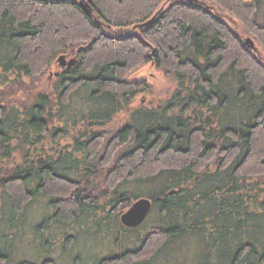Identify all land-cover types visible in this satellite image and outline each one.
<instances>
[{
    "label": "trees",
    "instance_id": "obj_1",
    "mask_svg": "<svg viewBox=\"0 0 264 264\" xmlns=\"http://www.w3.org/2000/svg\"><path fill=\"white\" fill-rule=\"evenodd\" d=\"M79 1L0 0V264H264V63L225 20L264 53V0ZM59 55L76 62L50 90L4 102ZM149 63L171 98L105 140ZM143 198V225L121 227ZM23 229L36 257L17 262ZM132 239L146 257L99 258Z\"/></svg>",
    "mask_w": 264,
    "mask_h": 264
},
{
    "label": "rangeland",
    "instance_id": "obj_2",
    "mask_svg": "<svg viewBox=\"0 0 264 264\" xmlns=\"http://www.w3.org/2000/svg\"><path fill=\"white\" fill-rule=\"evenodd\" d=\"M166 1L167 3H169V2H172L173 0H166ZM246 1H250V0H246ZM225 20L232 26L234 25L238 27V29L235 28V30L238 33V35L242 37L244 45H245L246 39H251L250 36L244 35L241 32L239 26L235 25L231 20H229V18H227V16H225ZM109 32H111V34L120 35L121 30H113V31L109 30ZM251 41L256 50L250 48L249 46L247 47L250 50H252L253 53L257 55V57H259L260 60H262V62L264 63V53H262L261 50H259L258 47L255 46L252 39ZM60 69L62 68L55 65L52 68V70L50 71L48 70V72L45 73L44 75L37 77L35 81L33 82L28 81V89L23 90V91L17 90L19 94L16 95L15 93V95H13L12 97L9 93H14L16 88H13L12 90H10L8 87H6L7 89L5 88L4 92H5V97H7V99L4 102L8 103V106H9L10 103L7 101H8V97H10V100L12 101L14 105L20 101H23L24 103L25 100H27V97L29 94H34L37 91L50 90L56 81V77H53L51 73H54L56 72V70H60ZM126 80L132 83H138V82L141 83L142 89L140 90L139 94L136 95L132 99L131 103L128 105L127 111H122V112L117 113V115L111 119L112 121L103 127L102 130L105 131L106 133L104 137L105 140H107V138H110V136L115 134L116 130H118L119 128L124 127L125 125H128L129 122L132 121L131 115H133L140 108L141 109L142 108H145V109L152 108L153 109L154 107H157V105L159 104L161 105L163 101L170 99L172 96V92L176 88V83L173 79H171V77L167 76L165 72H163L161 69L158 70L157 68L154 67L153 64H150V63L148 65L146 64L141 67H138V69L128 73ZM21 88L22 87H19L18 89H21ZM73 132H69L71 133L70 138L69 139L67 138V140L62 139L61 143L64 144L65 141L71 140V137L74 134ZM143 189L148 191L150 188L143 187ZM125 210H127V207H121V209L118 208V210L116 211V215L119 217L122 214V212H124ZM142 229L143 230L146 229V226L145 228H142ZM23 230H24L23 234H26V235L23 236L21 241L14 246V250H15L14 255L18 259L17 262L23 261V259L24 260H27V259L31 260V258L35 259L36 257L34 255V250H33L34 247H32L31 240H29L27 236L31 233V230H26V229H23ZM146 233L147 231L144 230L143 234H146ZM148 244L151 246L152 243L150 242ZM168 258H169V254L167 253L164 259L166 260ZM186 263L187 262H185L182 259L179 261V257H173L172 259L169 260V264H186Z\"/></svg>",
    "mask_w": 264,
    "mask_h": 264
},
{
    "label": "water",
    "instance_id": "obj_3",
    "mask_svg": "<svg viewBox=\"0 0 264 264\" xmlns=\"http://www.w3.org/2000/svg\"><path fill=\"white\" fill-rule=\"evenodd\" d=\"M78 5L87 14H90L92 12L91 8L88 7L87 3L84 0H80ZM95 21L96 23H98L97 20ZM139 27H141V25ZM245 45L256 50L255 47L253 46L251 39H246ZM75 62H76L75 58H70L68 60L66 55H59L58 58L56 59V65L58 67L70 68L71 66L75 64ZM150 205H151V202L147 198L138 199L132 202L128 210L121 215L120 217L121 222L127 227H131L137 223L142 222L144 213L147 209H149Z\"/></svg>",
    "mask_w": 264,
    "mask_h": 264
},
{
    "label": "flooded vegetation",
    "instance_id": "obj_4",
    "mask_svg": "<svg viewBox=\"0 0 264 264\" xmlns=\"http://www.w3.org/2000/svg\"><path fill=\"white\" fill-rule=\"evenodd\" d=\"M67 59L69 60L70 58H67ZM128 208L129 207H127V210H128ZM110 210L113 212L115 209L110 208ZM127 210H125L124 212H126ZM151 210H152V208L150 205L149 209H147L144 213L143 221L140 223H137L131 227H127L121 222L120 217L124 213V212H122V214L118 217L119 224L121 225V227L123 226L128 231H134V229H138L143 225L144 221L146 220V218L150 214ZM103 225H107V223L104 222ZM139 232H141V231H139ZM139 239L140 240H144V239L150 240V238H148V236H146V234L142 235L141 238H139ZM140 240L139 241H133V239H132V241L131 240L128 241L127 242L128 244H125L122 249H118L117 247L110 245L107 248L102 249L103 251H101L99 258H102L103 260H112V259L118 258V256H120V255L124 256L125 253H128V255H130V257H136V255L140 256V258L146 257L148 255V253L145 249L140 251V252L136 251V249L141 248V241ZM145 246H144V248H145Z\"/></svg>",
    "mask_w": 264,
    "mask_h": 264
}]
</instances>
